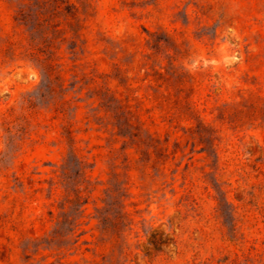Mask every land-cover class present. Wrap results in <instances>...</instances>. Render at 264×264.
I'll return each mask as SVG.
<instances>
[{"label": "rangeland", "instance_id": "1", "mask_svg": "<svg viewBox=\"0 0 264 264\" xmlns=\"http://www.w3.org/2000/svg\"><path fill=\"white\" fill-rule=\"evenodd\" d=\"M68 1L44 54L0 0V264H264V0Z\"/></svg>", "mask_w": 264, "mask_h": 264}, {"label": "trees", "instance_id": "2", "mask_svg": "<svg viewBox=\"0 0 264 264\" xmlns=\"http://www.w3.org/2000/svg\"><path fill=\"white\" fill-rule=\"evenodd\" d=\"M20 4V10L18 13L20 24L23 25L30 34V46L36 47V49L40 50L42 53L46 54L44 49L48 47L49 44L52 42L54 37L58 36L62 33L65 28L62 25V17H70L74 18L76 12L79 9L76 6L70 5L68 0H14ZM63 39L62 41H64ZM30 55L37 58L38 61L43 60L46 63L44 69H42L43 75V82L42 87H49V84L52 81L53 71L52 65L49 64L48 58L39 57L36 53L30 52ZM51 67V68H50ZM29 103H32L31 100H28ZM11 123H7L3 128V131L6 133V150L4 152V156L2 160L6 157L16 154L19 152V145L20 140L17 139V134L22 129H13V126L10 125ZM136 136V134H133ZM71 155L73 159L76 157L75 153L71 151ZM66 183L68 184V192L73 193L76 197V200H70L75 207L79 205V209L81 212L84 205L87 204V201L82 200L81 196L78 195L77 189H72L71 185V177L70 175L66 174ZM100 212V211H99ZM101 214V213H100ZM120 223H125L122 221V216H118ZM99 224H100V232L101 233H109L115 229L114 223L109 221V219L105 216L98 217ZM80 221H62L58 225V230L63 229L65 225L69 226V232L76 234L74 228L78 226L77 223ZM76 224V225H74ZM57 229L54 230L52 233H58ZM167 240L162 238L157 239L156 237L152 236L150 243L154 245L155 249L160 251L161 247L167 244ZM86 264H92L91 262H86Z\"/></svg>", "mask_w": 264, "mask_h": 264}]
</instances>
